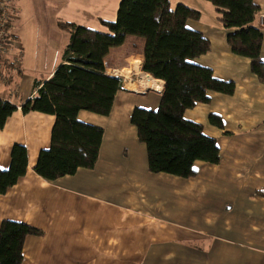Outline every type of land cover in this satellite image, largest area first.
Listing matches in <instances>:
<instances>
[{"label": "crops", "instance_id": "obj_1", "mask_svg": "<svg viewBox=\"0 0 264 264\" xmlns=\"http://www.w3.org/2000/svg\"><path fill=\"white\" fill-rule=\"evenodd\" d=\"M120 1L11 0L10 30L33 19L44 31L34 33L32 48L31 35L10 33L13 52L21 51L19 69L10 58L0 68V98L18 108L0 128V168H9L14 144L28 152L26 174L0 194V226L9 219L43 231L26 237L22 264H264V81L252 71L250 58L232 51L227 35L233 29L223 26L207 0H178L201 11L188 24L210 40V51L195 62L211 68L217 79L233 81L235 91L210 92V101L188 109L185 117L216 139L217 164L197 161L190 178L148 169L147 148L131 114L136 106L156 110L164 81L142 71L145 42L124 47L133 39L129 35L104 60L106 73L122 80L111 113L78 114L104 129L95 166L54 181L34 170L40 151L50 146L56 118L24 113L22 105L63 60L70 34L60 22L108 31L102 21L117 18ZM253 1L264 61V0ZM148 80L153 85L146 87ZM211 114L220 116L222 126L210 122Z\"/></svg>", "mask_w": 264, "mask_h": 264}, {"label": "trees", "instance_id": "obj_2", "mask_svg": "<svg viewBox=\"0 0 264 264\" xmlns=\"http://www.w3.org/2000/svg\"><path fill=\"white\" fill-rule=\"evenodd\" d=\"M217 9L232 51L251 59L252 71L264 81L261 57L263 31L254 26L259 6L253 0H207ZM201 11L170 0H121L114 21L103 20L108 31L73 22H60L70 34L62 62L52 76L37 82L36 95L22 105V111L54 115L49 148L42 149L34 170L48 181L75 174L97 163L104 129L81 121L82 110L107 116L111 113L121 78L106 73L105 57L124 44L129 35L144 38L142 71L164 81L156 110L136 106L131 123L148 154V169L182 178L197 174L195 163L217 164L220 147L206 135L202 124L188 120L185 113L198 103H208L210 92L232 94L233 81L214 77L213 70L195 62L210 51V40L189 26L199 20ZM9 23V30L10 24ZM0 98V128L17 110ZM210 122L222 126L220 116ZM27 148L14 144L9 168H0V194H4L26 174ZM43 231L27 223L5 219L0 226V264H22L26 237Z\"/></svg>", "mask_w": 264, "mask_h": 264}, {"label": "built area", "instance_id": "obj_3", "mask_svg": "<svg viewBox=\"0 0 264 264\" xmlns=\"http://www.w3.org/2000/svg\"><path fill=\"white\" fill-rule=\"evenodd\" d=\"M11 0H0V68L4 59L10 58L15 69H19L21 51L14 53L10 39L9 23L12 21ZM259 25L264 28V12L259 14Z\"/></svg>", "mask_w": 264, "mask_h": 264}, {"label": "rangeland", "instance_id": "obj_4", "mask_svg": "<svg viewBox=\"0 0 264 264\" xmlns=\"http://www.w3.org/2000/svg\"><path fill=\"white\" fill-rule=\"evenodd\" d=\"M178 0H170V2H171V7L172 8H174L176 5H177V3H179V1L177 2ZM180 2H183V1H180ZM206 2V1H205ZM183 3H185V2H183ZM187 4V3H186ZM187 5H189V4H187ZM210 5H211V3H210ZM190 7H191V5H189ZM212 6V5H211ZM204 9H207V8H205L204 7ZM15 19V18H14ZM16 20V19H15ZM14 20V21H15ZM35 22V20H33V19H30L29 21H28V23L26 24V25H23L22 23L23 22H21L20 24L17 22L15 25H14V27L12 28V30H10V33L15 37L16 35L17 36H20L21 38L22 37H24V38H27V36L29 37L30 35L32 36V40H31V42H30V44H31V48H32V46H33V42H34V38H36V36H35V34L36 35H40V34H43V31H44V26H43V24H33ZM33 24V25H32ZM31 25H32V28H33V32H32V34H31V32H30V27H31ZM80 25H82V24H80ZM91 25V24H90ZM16 26H17V29H18V31L16 30ZM87 27H89V26H87ZM90 28H92V29H98V28H95V27H90ZM105 28V27H104ZM20 29V30H19ZM107 30V29H106ZM64 32V34H66L67 35V37H68V32L67 31H63ZM35 33V34H34ZM129 38H133V39H130V40H134V41H130L129 39H128V41H126V43H125V45H124V47H127V48H130V47H133L134 45H138L139 43H138V40H140L142 43H144L145 41H144V38L143 37H140V36H133V35H130L129 36ZM28 40H30V39H28ZM41 43H43L42 41H40ZM38 43H39V41H35V45H38ZM46 43V42H45ZM140 45V44H139ZM35 49H38V46H35ZM41 50V49H40ZM29 51V50H28ZM29 53V52H28Z\"/></svg>", "mask_w": 264, "mask_h": 264}, {"label": "bare ground", "instance_id": "obj_5", "mask_svg": "<svg viewBox=\"0 0 264 264\" xmlns=\"http://www.w3.org/2000/svg\"><path fill=\"white\" fill-rule=\"evenodd\" d=\"M143 85H145L147 87L148 85H153V83H152V81L148 80L146 83L143 82Z\"/></svg>", "mask_w": 264, "mask_h": 264}]
</instances>
